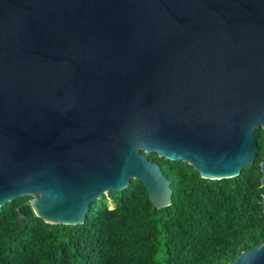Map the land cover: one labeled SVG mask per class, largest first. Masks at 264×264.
<instances>
[{"label": "water", "instance_id": "1", "mask_svg": "<svg viewBox=\"0 0 264 264\" xmlns=\"http://www.w3.org/2000/svg\"><path fill=\"white\" fill-rule=\"evenodd\" d=\"M259 129L264 0H0V207L83 224L136 179L160 209L173 190L142 153L229 179ZM228 264H264V242Z\"/></svg>", "mask_w": 264, "mask_h": 264}, {"label": "trees", "instance_id": "2", "mask_svg": "<svg viewBox=\"0 0 264 264\" xmlns=\"http://www.w3.org/2000/svg\"><path fill=\"white\" fill-rule=\"evenodd\" d=\"M254 139V162L229 179H203L187 163L142 153L173 190L160 209L136 179L92 202L83 224L45 223L30 196L8 202L0 207V264H228L264 242L262 129Z\"/></svg>", "mask_w": 264, "mask_h": 264}]
</instances>
